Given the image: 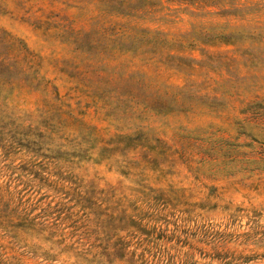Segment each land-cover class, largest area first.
Here are the masks:
<instances>
[{
	"label": "rangeland",
	"instance_id": "1",
	"mask_svg": "<svg viewBox=\"0 0 264 264\" xmlns=\"http://www.w3.org/2000/svg\"><path fill=\"white\" fill-rule=\"evenodd\" d=\"M0 50V264H264V0H0Z\"/></svg>",
	"mask_w": 264,
	"mask_h": 264
},
{
	"label": "trees",
	"instance_id": "2",
	"mask_svg": "<svg viewBox=\"0 0 264 264\" xmlns=\"http://www.w3.org/2000/svg\"><path fill=\"white\" fill-rule=\"evenodd\" d=\"M11 40L16 39L11 37ZM10 55V50H0V86L6 84V82L10 81L16 74H25V71L23 70L19 61H10ZM15 226L20 227L22 225L17 224ZM1 264L9 263L3 262Z\"/></svg>",
	"mask_w": 264,
	"mask_h": 264
}]
</instances>
